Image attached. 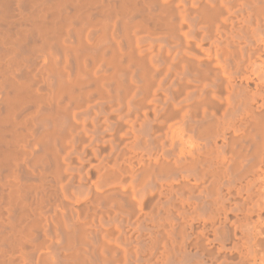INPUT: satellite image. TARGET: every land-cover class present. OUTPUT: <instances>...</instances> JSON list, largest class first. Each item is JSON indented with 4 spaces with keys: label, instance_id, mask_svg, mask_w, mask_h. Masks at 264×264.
<instances>
[{
    "label": "bare ground",
    "instance_id": "6f19581e",
    "mask_svg": "<svg viewBox=\"0 0 264 264\" xmlns=\"http://www.w3.org/2000/svg\"><path fill=\"white\" fill-rule=\"evenodd\" d=\"M0 264H264V0H0Z\"/></svg>",
    "mask_w": 264,
    "mask_h": 264
}]
</instances>
